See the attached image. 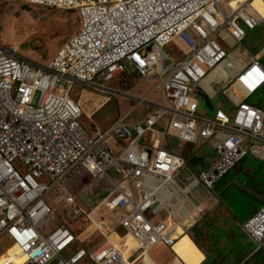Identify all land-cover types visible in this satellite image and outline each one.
Here are the masks:
<instances>
[{"label": "built area", "instance_id": "obj_1", "mask_svg": "<svg viewBox=\"0 0 264 264\" xmlns=\"http://www.w3.org/2000/svg\"><path fill=\"white\" fill-rule=\"evenodd\" d=\"M254 1L0 0L75 10L80 19L79 31L46 65L0 43V236L25 257L4 264H131L125 243L107 240L89 249L75 228L71 232L62 220L55 223L58 208L67 223L86 219V200L71 191L56 192L69 176H108L111 187L101 209L119 213L116 228L135 240L136 253L157 245L174 250L176 224L186 209L171 215L183 192L176 195L171 184L186 161L180 150H170L168 138L180 144L208 142L216 153L206 170L192 176L190 197L199 188L213 191L246 158L264 165V109L249 102L264 87V65L256 56L236 68L233 50L222 45L235 49L264 25ZM175 38L185 43L188 55L168 64L173 59L166 48ZM220 69L223 77L210 81ZM130 71L159 81L162 100L144 104L139 120L133 119L136 109L132 117L92 132L82 121V106L70 99L73 88L109 93L106 83ZM223 82L226 97L236 91L235 108L201 110L193 98L196 89L217 93L215 86ZM243 229L258 248L264 246V203Z\"/></svg>", "mask_w": 264, "mask_h": 264}, {"label": "rangeland", "instance_id": "obj_2", "mask_svg": "<svg viewBox=\"0 0 264 264\" xmlns=\"http://www.w3.org/2000/svg\"><path fill=\"white\" fill-rule=\"evenodd\" d=\"M254 5L261 11L262 17L264 18V0H255ZM0 27L2 28V36L0 37V43L2 45L7 46L9 49H18L22 57L35 63L46 65L56 55L59 47L79 31L80 19L74 11H61L20 2H8L0 3ZM222 45L228 51L233 50L231 54L241 59L234 61H238L241 66H244V63H249L253 57L256 56L261 57V63L264 65V25L255 31L249 32L244 44L237 46L235 49H231L225 43H222ZM166 50L173 59L172 61H167L168 64H175L188 55V48L180 38H175L173 43L169 45ZM239 67V65L236 66V68ZM217 73V78H222L225 71L224 69H220ZM143 79V76L136 71L126 72L113 81L106 83V87L110 88L112 92L101 94L94 93L91 89L82 90V88L74 87L72 90V98L77 103L81 101L83 91L86 90L91 94L89 95V97L91 96L90 102H88L90 105L86 104L88 107L85 109V112L91 109V107L95 108L96 104L98 107L101 96H107L110 100L107 105L100 108L92 118H88L87 113L84 112L82 121L86 127L92 132H95L96 129H106L109 125L114 124L116 120L125 115L128 116L130 113L135 112L136 109L138 110L133 116V119H141L147 110L146 107L141 105L145 100H151L152 102H160L162 100L159 81L156 79ZM225 86L226 83L223 82L220 87L215 86L217 93H209L207 95L203 90L197 88L193 98L200 105V109L208 111V113L212 111V109L209 108L210 104L216 107L222 106L225 109H234L237 103V98H234L236 91H232L231 97H226L222 93V89ZM205 88L208 91L211 90L210 86H206ZM231 89L232 84L228 86L227 91ZM122 92L127 95H122ZM257 95L264 103V96H259V93ZM207 96L215 98L209 99ZM255 99L256 96L249 102L253 104ZM128 123H131V118L128 120ZM131 130L135 131L133 126H131ZM167 140L171 151H179L178 147L180 146V142L178 140L174 138H168ZM120 144L123 143L120 142ZM207 144L210 143H204V145ZM201 145L202 144L193 146L189 152L185 151L183 155L187 162L186 168L195 175H198L201 169L208 166H205V163H201L200 157L197 156L201 154L203 149ZM181 152L183 154V151ZM116 155L119 157L122 156L120 154ZM65 180L69 182L70 191L75 194L78 199L87 201L85 206L87 213H90L91 208L106 197L111 187L107 175L106 178L99 179H92L85 175L80 177L69 176ZM190 183L191 184L185 186L180 182L181 187H179L182 189L187 187L192 188L195 182L192 180ZM61 191V188L56 189V192ZM211 194L213 195L212 192ZM211 194L207 193L205 195H200L202 196L199 199L200 203L196 202V199H198L196 195L193 197L189 195L192 206L189 205L188 207L193 210L195 205L201 206V215L200 217L198 216L199 218H196L197 221L195 219L196 222L189 227L187 234L191 236V238H185L187 240V250L185 254L197 255L200 250L196 244L201 247L209 245L205 238V236H207L214 241L217 247L215 246L213 248V256L209 257L207 260L204 258L200 264H223L224 262L227 264H264V253L262 252L257 253L256 257L252 260L251 258L247 259L249 251L251 250V243L248 241L250 237L248 238L245 235L246 232L243 231L244 229L241 227V225H244L242 224L243 222L233 217L232 210L234 209L232 206H234L235 203L233 202L234 199L232 196L229 198L230 193L226 194L224 203H222V201L215 203L214 201L216 198ZM62 196L63 194H60L58 198L60 199ZM183 196L184 193L182 192L180 197ZM55 203H57V201ZM251 204L250 202V205L244 210L249 209ZM195 213L198 214L199 212L195 211ZM150 215H152L151 212ZM173 215H176V212ZM97 216L99 221L108 224L105 227V231L101 232L93 225V222L90 221L88 217H85L86 219L83 222L77 221L67 223L64 213L61 214L59 208L55 212V223L62 220L66 228L71 232H74V228H77V234L84 240V245L89 249L104 244L108 240L107 237L111 236L112 231L124 234L121 228H116L118 225L116 223V217L118 218L119 216L117 211L100 209V211L97 212ZM165 216L168 217L169 215L166 214ZM88 221L90 223L87 224ZM172 222L174 221L172 220ZM202 232L206 233L205 236ZM184 236L185 235H182L180 237ZM9 245L10 242L6 237L0 236V264H4L6 259L14 251L13 246ZM216 248H224V252H217ZM176 253V246L174 250L166 246H159L155 248L152 255L157 260V264H168L178 256ZM137 257L138 255L134 252L132 260H135ZM12 260L15 263H21L23 262V256L20 254L15 258L12 257ZM84 264L94 263L91 260H87ZM137 264H140V261H138Z\"/></svg>", "mask_w": 264, "mask_h": 264}, {"label": "crops", "instance_id": "obj_3", "mask_svg": "<svg viewBox=\"0 0 264 264\" xmlns=\"http://www.w3.org/2000/svg\"><path fill=\"white\" fill-rule=\"evenodd\" d=\"M88 89L90 90V88ZM258 93H259V96H262V95L264 96V87L260 89ZM257 94H256L257 100L255 99V101H253V104L261 105L262 108L264 109V103L263 101L260 100V98H258ZM195 145H200V144H180V146L178 147V150L183 151V154L181 156L184 155L185 151L189 152L190 149ZM201 146H203V149L201 151V154L200 155L198 154L197 156L200 157L201 163H205V166L207 165L208 166L204 169H201L198 175H195L192 172H190L186 168L187 166L184 169L179 170L175 175V182L177 186L181 187L180 182L186 186L187 185L186 183L190 181L192 175L198 177L204 170H206L214 162L216 153L212 149V146L210 144L204 145V143H202ZM186 165H187V162H186ZM222 180H221L222 182L219 181L220 183L218 182L219 184L217 183L216 188L213 191H211L213 195L211 194V192H208L202 188L199 189L198 196H197L198 199H196V202L200 203L199 199L202 197L200 195L202 194L205 195L209 193L216 198L214 201L215 203H219V201H222V203H224L226 194L230 193L229 198L232 196L234 199L233 202L235 203L234 206H232V208L234 209L232 210L233 217L235 219H239L241 222H243L242 224H244V222L247 221L248 218L252 216L258 210L260 205L264 203V165L262 162H259L255 159L246 158L241 163H239L234 169H232L230 173L227 176H225ZM172 188L175 191V188L173 187V185H172ZM175 194L178 195L179 191L178 192L175 191ZM174 201H175L174 206H173L174 210L171 212L175 214V212L177 213L179 207L185 208L186 212L184 216L181 218V225L184 226L185 229L189 228L193 223L197 221V219L199 218L198 217L199 215L195 213L194 209L191 210L188 207L191 204L184 198V196L178 197ZM250 202L252 204L251 206H249V209L244 210L246 209L248 205H250ZM96 222H98L97 215H96ZM93 225H95V227H99V225L97 224H93ZM241 227L243 229V225H241ZM102 230H105V229H102ZM202 234L205 236L206 233L202 232ZM245 235L249 238V236L246 233ZM113 237H116V236L114 235ZM205 238L209 245L201 247L200 245L197 244V246L204 253L205 260H207L209 257L213 256L212 251H213V248L216 246V244H214V241L211 238L207 236H205ZM248 241L251 243V250L249 251L247 259L251 258L252 260L256 257L257 253H260V252L264 253L263 251L264 246L258 248L255 241L252 238H249ZM12 246H13L14 251L6 259V261L17 253L18 248L15 245H12ZM216 250L217 252L218 251H220L221 253L224 252V248L223 249L216 248ZM223 264H227V263L224 262Z\"/></svg>", "mask_w": 264, "mask_h": 264}, {"label": "bare ground", "instance_id": "obj_4", "mask_svg": "<svg viewBox=\"0 0 264 264\" xmlns=\"http://www.w3.org/2000/svg\"><path fill=\"white\" fill-rule=\"evenodd\" d=\"M259 10V9H258ZM259 12H260V16L262 17V13H261V11L259 10ZM263 18V17H262ZM264 19V18H263ZM1 36H2V31H1ZM231 59H232V61L234 62V65H235V67L239 64L238 63V61H234V59L235 60H237L238 58H236L234 55H232L231 54ZM239 60V59H238ZM246 64H248V63H244V66L246 65ZM167 65L168 64H164V65H160L161 67H160V71L162 72L163 71V69H165V67H167ZM240 67H242V66H240ZM239 67V68H240ZM219 71V70H218ZM218 71H216L214 74H213V76L210 78V81L211 80H213V79H215V78H217V76H218ZM210 81H206L205 83H204V87H206V86H210L209 85V82ZM154 93V92H153ZM89 95H91L89 92H87V91H84L83 93H82V97H81V101L79 102V104L82 106V108H83V111L85 112L86 110V108L88 107L87 105H90L88 102H90V97H89ZM93 95V94H92ZM97 97V96H96ZM93 98H94V96H93ZM101 99H99L100 100V102H99V107L101 108V107H104L105 105H107V103L110 101L109 100V97H104V96H101L100 97ZM70 99H71V101L73 102V103H75V104H78L73 98H72V96H70ZM83 99V100H82ZM92 99V98H91ZM98 100V99H97ZM96 101V100H95ZM149 101H151V100H145V102L143 103V104H141V105H144V104H149ZM97 103V102H96ZM87 104V105H86ZM93 105V104H92ZM96 106H97V104H96ZM98 110V109H97ZM97 110L95 109V108H92L91 107V109H89L87 112H85V113H87V115H88V118H92L94 115H95V113L97 112ZM84 112H83V115H84ZM131 115V113L128 115V116H130ZM83 118V117H82ZM192 180H194V182H195V177H192L191 179H190V181H192ZM196 183V182H195ZM172 185H173V187L175 188V191H183V192H185L186 193V195H184V198L192 205V201H191V198L189 197V195L191 194V191H192V188L191 187H187V188H185V189H182V188H180L179 186H176L174 183H172L171 184V187H172ZM59 188H61L62 190H66V191H68V192H70V188H69V182H67L66 180H64L63 181V183L61 184V186L59 187ZM178 189V190H177ZM61 198H63V196L61 197ZM59 198L57 197V198H54V196H53V202L55 203L57 200H58ZM104 199L105 198H103L100 202H99V204L98 205H95V206H93L92 208H91V212L90 213H87V215H86V218L88 217V219L90 220V221H92L93 222V224H97V225H99V227L101 228V229H104L103 227H105V226H107L108 224L107 223H101V224H99V222H96V215H97V212H99L100 211V209H101V206H100V203L102 202V201H104ZM195 208H194V211H198L199 213H198V215H199V217H200V215H201V206H199V205H195L194 206ZM171 215H173V213L171 212ZM85 219H80V220H77V221H81V222H83ZM77 221H75V222H77ZM116 221H118V218L116 217ZM171 221H172V219H171ZM96 222V223H95ZM176 228H177V232H178V238L180 239L179 241H181V240H183L185 237H180V236H182V235H185L186 236V234H187V232H186V229H185V227L184 226H182L181 225V220H179V223H177L176 224ZM76 230H78L77 228H75ZM103 231H105V230H103ZM114 235H117V237L116 238H114L113 236ZM107 239L108 240H110V241H121V242H123V243H125L126 245H128V247L130 248V250L126 253V255L129 257V262L131 263V264H137V262L138 261H140V264H157V260L153 257V251L155 250V248H158L159 246H162V245H157V246H155L154 248H152V249H150V250H147V251H145V252H143L142 254H140V252L139 253H136L137 255H138V257L135 259V260H132V254L136 251V249H137V244H136V242H135V240L134 239H132V237L131 236H128V235H126L125 233L124 234H121V233H118V232H115V231H112V233H111V236H108L107 237ZM177 243H178V240H177V242L174 244V247L177 245ZM196 244V243H195ZM196 246H197V244H196ZM17 247V246H16ZM198 247V246H197ZM18 248V247H17ZM199 248V247H198ZM199 250H200V248H199ZM21 253H20V250H19V248H18V250H17V253L13 256V258H15V257H17L18 255H20ZM176 255H179V256H176V258H174L171 262H169L168 264H200L202 261H203V259L205 258V255H204V253L200 250L199 251V253L197 254V255H189V254H183V255H181L180 253H176ZM23 256V255H22ZM154 258V259H153ZM25 260V257L23 256V261ZM86 262V260L82 263V264H84Z\"/></svg>", "mask_w": 264, "mask_h": 264}, {"label": "trees", "instance_id": "obj_5", "mask_svg": "<svg viewBox=\"0 0 264 264\" xmlns=\"http://www.w3.org/2000/svg\"><path fill=\"white\" fill-rule=\"evenodd\" d=\"M69 11H74L78 15V13L75 10H69ZM238 65L241 66L240 63ZM256 105H258V104H256ZM259 106H261V105H259ZM88 223H90V222L88 221L87 224ZM115 236L117 237V235H115ZM116 237H114V238H116ZM184 237L185 238H191V236H189L188 234L186 236H184ZM185 238L183 240H181V241H179L180 239L178 238V243L176 245L177 252L180 253L181 255L185 254L186 253V250H187V240ZM263 251H264V248H263Z\"/></svg>", "mask_w": 264, "mask_h": 264}, {"label": "water", "instance_id": "obj_6", "mask_svg": "<svg viewBox=\"0 0 264 264\" xmlns=\"http://www.w3.org/2000/svg\"><path fill=\"white\" fill-rule=\"evenodd\" d=\"M209 99H213V97H209L207 96ZM209 108L212 109V111H214L217 107L213 104L209 105ZM198 191H193V195L197 194Z\"/></svg>", "mask_w": 264, "mask_h": 264}]
</instances>
